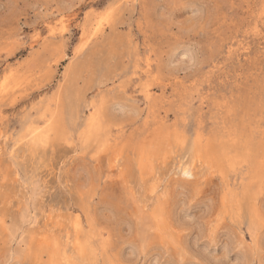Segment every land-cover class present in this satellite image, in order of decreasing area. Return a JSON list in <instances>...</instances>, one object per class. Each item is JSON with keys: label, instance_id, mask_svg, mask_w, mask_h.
Segmentation results:
<instances>
[{"label": "rangeland", "instance_id": "obj_1", "mask_svg": "<svg viewBox=\"0 0 264 264\" xmlns=\"http://www.w3.org/2000/svg\"><path fill=\"white\" fill-rule=\"evenodd\" d=\"M0 92V264H264V0H0Z\"/></svg>", "mask_w": 264, "mask_h": 264}, {"label": "bare ground", "instance_id": "obj_2", "mask_svg": "<svg viewBox=\"0 0 264 264\" xmlns=\"http://www.w3.org/2000/svg\"><path fill=\"white\" fill-rule=\"evenodd\" d=\"M54 34H55V33H54ZM0 94H1V92H0ZM152 95H153V94H152ZM148 96H149V95H148ZM148 96H147V97H148ZM3 98H4V97H3ZM49 107H50V106H49ZM91 121H92V119H91ZM50 124H51V123H50ZM50 127H52V126L50 125ZM50 127H49V128H50ZM47 129H48V126H47ZM47 129H46V130H47ZM35 131H36V130H35ZM40 131H41V130H40ZM50 132H51V131H50ZM48 133H49V130H48ZM39 134H40V133H39ZM48 135H49V134H48ZM39 136H40V135H39ZM45 136H47V135H45ZM34 137H35V136H34ZM183 141H184V140H183ZM183 141H182V142H183ZM205 150H206V149H205ZM209 152H210V151H209ZM211 152H212V151H211ZM140 154H142V153H140ZM206 154H207V153H206ZM210 154H211V153H210ZM198 156H199V155H198ZM212 156L214 157V154H213ZM212 156H211V157H212ZM147 157H150V155L147 156ZM214 158H216V157H214ZM217 159H218V158H217ZM211 160H212V159H211ZM148 161H151V158H150V160H149V158H148L147 162H148ZM145 163H146V162H145ZM150 163H151V162H150ZM146 166H147V165H146ZM157 166H158V165H157ZM188 166H189V165H188ZM187 169H189V167L186 168V169H184V170H187ZM184 170H183V171H184ZM188 171H189V170H187V172H188ZM188 173H189V172H188ZM155 184H156V183H155ZM156 185H157V184H156ZM159 185H160V184H159ZM159 185H158V186H155V187L152 185L153 195H150V196H151V200H150V201H152V198H153V201H154V198H155L156 195H157V194H156L157 190L160 191V190L158 189V188H159ZM141 187H143V186H141ZM153 187H154V188H153ZM150 188H151V187H150ZM147 189H148V188H147ZM149 190L152 192L151 189H149ZM148 192H149V191H148ZM146 195H147V193H146ZM146 195H145V196H146ZM158 196H159V195H158ZM148 198H150V197H148ZM148 198H147L146 200H148ZM158 198H159V197H158ZM59 200H60V199H59ZM56 201H57V200H56ZM65 201H66V200H65ZM156 201H157V200H156ZM67 202H69V201H67ZM54 203H55V201H54ZM59 203H60V201H59ZM70 203H71V202H70ZM70 203H69V204H70ZM56 204H57V203H55V206H56ZM61 204H62V201H61ZM67 204H68V203H67ZM53 205H54V204H53ZM63 205H64V204H62V206H63ZM55 206H53V207H55ZM58 206H59V205H58ZM58 206H57V207H58ZM71 206H72V205H71ZM71 206H70V207H71ZM51 207H52V205H51ZM57 207H56V208H57ZM58 208H60V206H59ZM76 220H77V219H76ZM83 227H84V225H83ZM80 228H82V227H80ZM80 248H81V246H80ZM82 249H83V248H82ZM81 254H82V253H81Z\"/></svg>", "mask_w": 264, "mask_h": 264}]
</instances>
